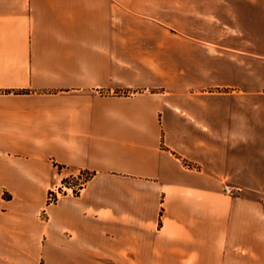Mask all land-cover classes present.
<instances>
[{
  "label": "crops",
  "instance_id": "1",
  "mask_svg": "<svg viewBox=\"0 0 264 264\" xmlns=\"http://www.w3.org/2000/svg\"><path fill=\"white\" fill-rule=\"evenodd\" d=\"M0 264H264V0H0Z\"/></svg>",
  "mask_w": 264,
  "mask_h": 264
},
{
  "label": "rangeland",
  "instance_id": "2",
  "mask_svg": "<svg viewBox=\"0 0 264 264\" xmlns=\"http://www.w3.org/2000/svg\"><path fill=\"white\" fill-rule=\"evenodd\" d=\"M89 175L90 174L88 172H82V174H81V178L82 179L81 180H77V179L69 180L68 179L65 183H66L67 186L72 184L73 185L72 187H74V192H75L76 191L75 187H78L80 182H84L89 177ZM64 189H66V190L64 191ZM59 190L62 192L61 195H60V198H62L64 196V194H67L68 191L72 192L71 189H67V188H63V187H60Z\"/></svg>",
  "mask_w": 264,
  "mask_h": 264
},
{
  "label": "built area",
  "instance_id": "3",
  "mask_svg": "<svg viewBox=\"0 0 264 264\" xmlns=\"http://www.w3.org/2000/svg\"><path fill=\"white\" fill-rule=\"evenodd\" d=\"M69 186L72 187L73 185L70 184ZM235 190L236 189L229 188V187L225 188V191L228 192V193H231V194H233ZM61 193L62 192L59 190V188L51 189L49 194H48V201L51 202V203L57 201L60 198Z\"/></svg>",
  "mask_w": 264,
  "mask_h": 264
},
{
  "label": "trees",
  "instance_id": "4",
  "mask_svg": "<svg viewBox=\"0 0 264 264\" xmlns=\"http://www.w3.org/2000/svg\"><path fill=\"white\" fill-rule=\"evenodd\" d=\"M89 176H90V175H89ZM88 178H89V177H88ZM88 178H87V179H88ZM87 179H86V180H87ZM66 181H67V180H66ZM66 181H65V182H66Z\"/></svg>",
  "mask_w": 264,
  "mask_h": 264
}]
</instances>
